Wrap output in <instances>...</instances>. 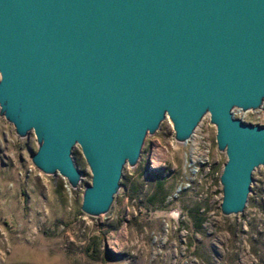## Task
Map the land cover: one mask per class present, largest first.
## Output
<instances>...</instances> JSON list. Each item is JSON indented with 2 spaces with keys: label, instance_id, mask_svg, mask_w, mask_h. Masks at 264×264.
Returning a JSON list of instances; mask_svg holds the SVG:
<instances>
[{
  "label": "water",
  "instance_id": "1",
  "mask_svg": "<svg viewBox=\"0 0 264 264\" xmlns=\"http://www.w3.org/2000/svg\"><path fill=\"white\" fill-rule=\"evenodd\" d=\"M235 108L264 109V0H0V115L73 187L81 147L89 215L111 209L166 117L186 142L207 114L227 156L221 212H243L264 126Z\"/></svg>",
  "mask_w": 264,
  "mask_h": 264
},
{
  "label": "rangeland",
  "instance_id": "2",
  "mask_svg": "<svg viewBox=\"0 0 264 264\" xmlns=\"http://www.w3.org/2000/svg\"><path fill=\"white\" fill-rule=\"evenodd\" d=\"M234 115L264 126V109ZM201 120L180 142L166 117L138 163L123 168L111 209L89 215L80 207L92 178L81 147L71 153L82 175L73 187L34 165L33 131L20 137L0 115V264H264V164L244 211L223 214L227 156L210 115Z\"/></svg>",
  "mask_w": 264,
  "mask_h": 264
},
{
  "label": "built area",
  "instance_id": "3",
  "mask_svg": "<svg viewBox=\"0 0 264 264\" xmlns=\"http://www.w3.org/2000/svg\"><path fill=\"white\" fill-rule=\"evenodd\" d=\"M192 171L194 170L193 168L191 169ZM222 174V173H221ZM221 183V182H220ZM223 192V191H222Z\"/></svg>",
  "mask_w": 264,
  "mask_h": 264
}]
</instances>
